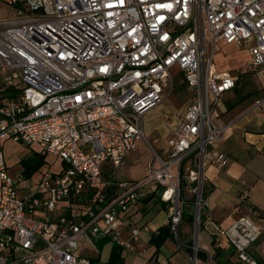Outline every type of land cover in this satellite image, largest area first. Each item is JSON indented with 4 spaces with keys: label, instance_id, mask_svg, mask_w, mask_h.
<instances>
[{
    "label": "built area",
    "instance_id": "built-area-1",
    "mask_svg": "<svg viewBox=\"0 0 264 264\" xmlns=\"http://www.w3.org/2000/svg\"><path fill=\"white\" fill-rule=\"evenodd\" d=\"M3 1L12 12L0 19V264H94L77 252L105 238L134 251V216L150 187L176 234L186 181L194 183V232L214 224L243 264H260L250 247L263 226L248 215L215 224L203 170L229 163L216 150L227 128L221 99L239 81L218 68L214 48L247 50L264 88V0ZM176 66L194 96L175 115L165 156L155 152L142 179L113 177L145 140L142 116L171 90ZM8 141L38 145L60 168L46 160L30 188L9 171Z\"/></svg>",
    "mask_w": 264,
    "mask_h": 264
},
{
    "label": "crops",
    "instance_id": "crops-1",
    "mask_svg": "<svg viewBox=\"0 0 264 264\" xmlns=\"http://www.w3.org/2000/svg\"><path fill=\"white\" fill-rule=\"evenodd\" d=\"M256 100L251 104L244 101L229 109L222 103L220 120L227 128L224 138L217 143L216 150L223 152L229 163L224 167L207 163L203 170L204 195L213 211L215 224L224 227L231 225L239 217L248 215L264 228V104L262 107L256 106ZM174 118H163L165 129L172 130L177 121ZM143 132L148 138V129ZM167 136L168 134L159 143L161 154H164ZM193 187L194 183L186 181L183 195L185 194V201L190 205L189 210L186 211L184 207L177 233L168 237L159 248L150 239L158 233L161 226L169 224V212L167 205L160 199V190L153 191V187H150L152 191L141 196L138 212L134 216L141 229L137 247L134 251L121 248V262L111 263L109 255L107 264H221V261L224 264H243L237 258L234 247L225 237L215 232L214 224L199 229L197 234L193 233ZM244 191L246 197L242 198L240 195ZM236 207L238 211H235ZM88 242L99 247V241ZM108 243L111 244V254L113 245H117L114 242L109 241L99 248L101 251ZM198 250L201 251L199 258ZM250 253L260 264H264V231L250 247ZM87 257L92 261L95 259L94 264H100L97 262L100 254L91 253Z\"/></svg>",
    "mask_w": 264,
    "mask_h": 264
},
{
    "label": "rangeland",
    "instance_id": "rangeland-1",
    "mask_svg": "<svg viewBox=\"0 0 264 264\" xmlns=\"http://www.w3.org/2000/svg\"><path fill=\"white\" fill-rule=\"evenodd\" d=\"M11 12L7 4H5L3 0H0V19L7 17ZM214 49L216 51L214 59L218 68L222 71H228L239 75V81L234 92L226 93L225 97L221 99L225 108H232L244 101L245 103L251 104L255 102L256 99L264 97V88L261 87L259 75L247 67V61L249 60V53L247 50L236 44L225 42H220L218 47ZM172 74L174 77V85L171 87V90L167 92L161 103L147 112L145 116H142L141 123L143 125V131L144 129H148V138H145V140L139 143L138 147L133 150L126 159V163L115 171L113 177L116 176L117 173V176L121 179H142L148 163L153 161L152 158L155 156V152L163 157L165 156L159 152V143L166 134L170 133L171 129L170 131L168 128L165 129L163 118L167 116V118L171 120L172 116L174 118L176 114L182 116L187 105L194 96V94L186 88V81L182 70L176 66L172 69ZM232 96H235V98H232ZM169 113H171V115ZM174 119H176V117ZM155 140H157V142H154ZM37 153H40V147L35 144L26 145L14 141L6 143L4 148L6 163L10 173L15 176L18 181L23 180L20 171L22 168L21 160L34 159ZM46 160L51 161L49 165L53 170H58L60 168L59 162H52L53 159L51 156H48ZM47 161L27 179V184L30 185V188L34 186V183L39 179L41 173L46 168ZM185 184L186 182H184V186ZM144 191L145 189H142L140 193L142 194ZM184 197L185 194L183 195V198ZM189 206L186 200L184 205L186 211L189 210ZM86 242L80 245L77 254L82 256H88L91 253L96 255L100 254V259L97 262L100 264H107L111 251V244H106L100 251V248L96 244L88 241ZM25 253V251H21L19 252V256Z\"/></svg>",
    "mask_w": 264,
    "mask_h": 264
},
{
    "label": "trees",
    "instance_id": "trees-1",
    "mask_svg": "<svg viewBox=\"0 0 264 264\" xmlns=\"http://www.w3.org/2000/svg\"><path fill=\"white\" fill-rule=\"evenodd\" d=\"M35 156L36 157H34V159L21 160V164L23 168L22 175L24 179L30 178L34 174V172H36V170L46 162L45 155L41 153H37ZM172 234L173 232L169 224L161 226L158 229V233L156 235H152L150 242L154 244L157 248H159L165 242V240L168 237H170ZM109 241L110 240L108 238L99 240L98 245L99 247H101L102 244H105ZM120 252H121V247L117 245H113L109 261L111 263L121 262L122 259L120 257ZM200 256H201V251L198 250L197 257L199 258ZM93 261H95V259H93ZM221 264H224V262L221 261Z\"/></svg>",
    "mask_w": 264,
    "mask_h": 264
},
{
    "label": "water",
    "instance_id": "water-1",
    "mask_svg": "<svg viewBox=\"0 0 264 264\" xmlns=\"http://www.w3.org/2000/svg\"><path fill=\"white\" fill-rule=\"evenodd\" d=\"M198 230H197V227L195 226V234H197Z\"/></svg>",
    "mask_w": 264,
    "mask_h": 264
}]
</instances>
